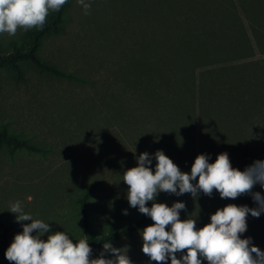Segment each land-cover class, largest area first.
Listing matches in <instances>:
<instances>
[{
  "label": "rangeland",
  "instance_id": "rangeland-1",
  "mask_svg": "<svg viewBox=\"0 0 264 264\" xmlns=\"http://www.w3.org/2000/svg\"><path fill=\"white\" fill-rule=\"evenodd\" d=\"M85 2L91 5L88 14L77 0H67L55 28L35 50L39 61L65 76H52L29 60L17 61L19 73L0 65V131L25 144L0 142V238L7 226L10 246L22 224L31 223H18L9 212L19 201L33 219L49 223L41 239L64 231L74 243L85 240L80 200L89 191L85 207L94 235L145 216L131 236L110 244L126 252L132 264H157L142 252L141 233L153 221L129 205L122 175L137 166L144 152L152 157L154 172L157 150L189 174L200 154L213 163L227 153L240 171L246 162L236 157L239 152H254L253 161L264 157V147L243 150L236 144L250 128L259 127L255 122L263 96L242 92L250 99L244 108L224 92L229 82L255 90L264 83V0ZM35 30L0 34V53L26 50ZM238 93L233 96L240 98ZM222 131L229 139L219 146ZM255 192L264 196V188ZM155 202L169 207L184 203L180 219H195L197 230L228 204L258 206L251 194L222 199L215 189L211 196L198 192L195 199L190 193L160 192ZM246 223L240 238H251L264 251V212L259 218L249 213ZM87 242L91 258H99L105 243ZM183 254L186 250L176 256ZM105 257L113 258L107 252ZM0 264H12L1 244Z\"/></svg>",
  "mask_w": 264,
  "mask_h": 264
},
{
  "label": "clouds",
  "instance_id": "clouds-1",
  "mask_svg": "<svg viewBox=\"0 0 264 264\" xmlns=\"http://www.w3.org/2000/svg\"><path fill=\"white\" fill-rule=\"evenodd\" d=\"M67 0H0V34L14 36L18 29L25 31L42 29L50 11L58 12ZM85 14L91 5L85 0H77ZM155 171L150 165L152 157L141 153L137 166L124 172L122 180L128 185L127 200L133 208L150 217L153 224L141 233L142 252L157 264H202L201 257L208 264H264V251L251 243V238L241 239L247 229V215L259 218L264 212V196L252 193L256 184L264 188V160H256L244 171L232 167L227 153L218 154L215 162L209 163L205 154L198 155L189 173L182 172L178 166L157 150L154 154ZM198 182L194 185L192 181ZM178 189V191H177ZM219 192L222 199H236L251 194L258 205L256 208L228 204L217 209L210 216V223L196 229L195 219H180V211L185 204L175 202L171 207L165 203H156L160 192L177 196L190 193L195 199L198 192L211 196L213 190ZM152 201L149 208L146 203ZM15 214L16 222L31 221L22 224L23 231L14 236L13 242L5 252V258L12 264H132L121 249L104 244L99 258H91L89 243L80 239L74 243L63 231L41 237L50 231L49 223L33 219L24 212L19 201L11 204L10 211ZM127 215V210H124ZM170 226V230L166 228ZM36 235H33V232ZM180 259L176 253H184ZM113 258H106L105 253Z\"/></svg>",
  "mask_w": 264,
  "mask_h": 264
},
{
  "label": "trees",
  "instance_id": "trees-1",
  "mask_svg": "<svg viewBox=\"0 0 264 264\" xmlns=\"http://www.w3.org/2000/svg\"><path fill=\"white\" fill-rule=\"evenodd\" d=\"M65 5H63L61 7V9L56 12V11H51L50 13L52 15H50L48 17L49 20H47L43 26L42 29H36L35 31H33L31 33V40L30 43L28 45V47L26 48V50H19V49H15L14 51L8 53V54H4V53H0V65H10L12 66L15 70L18 71L19 73V65L17 63V61H21V60H29L31 61L38 69L40 70H44L47 71L48 74L52 75V76H65L63 72L55 69L52 66H48L44 63H42L41 61H39V59L36 57L35 55V50L37 48V46L40 43L41 38L43 37L44 34L48 33L52 28H55V23L57 22L58 17L60 16V14L62 13L63 7H65ZM261 81L264 82V76L261 78ZM262 90H261V89ZM238 89H240V98H236L234 97L235 94H239L238 93ZM256 88L253 87L250 84H247V88L246 89H241L239 88V86H235L232 82H229V85L227 86V88L224 89V92H227L229 94V98L232 99L234 102H236L235 104L239 107H241L244 103V108L250 104L249 100L245 99L244 96H253L256 91H259L260 94L263 96V102L260 103L262 106L261 111L258 114V118L255 122V124H257L259 127L258 128H250V131L246 133V135L239 141L236 142L237 146H242L243 150H247L250 148V145H256L259 149L264 147V83H261L257 90H255ZM259 89V90H258ZM242 92H245L246 94H243L244 96H242ZM234 95V96H233ZM248 101V102H247ZM234 112H238V108H234ZM251 133V134H250ZM223 134V135H222ZM221 137H217L216 139L218 140V145L223 142L224 139H229L228 133L222 131V133L220 134ZM240 136V134H239ZM256 136V141H254V143H251L250 138ZM0 142H6L8 144H12L14 147H19V146H23L25 145L23 141H20L18 139H16L14 136H10L7 135V133L5 131H0ZM221 146V145H219ZM254 152L252 151H241L239 152L238 156H236L238 159H240L241 161L243 160L244 163L246 162V167L252 165L254 163L253 161V157L257 156V154H253ZM261 156H264V150L261 153ZM259 160H264V157H262ZM241 164L238 165V168H241ZM246 168H243L242 171H244ZM262 187L259 184H256L252 191L254 190H259ZM89 197V191L85 194V196L80 200V219H81V223L83 226V231L85 234V240L86 241H96L97 243H113L116 240H118L119 238H122L124 236H131L132 233L140 227L141 222L144 221L145 216H143L141 219L135 221L133 224L128 225L125 228L119 229V230H111L108 231L107 233H102L98 236L94 235L91 226L88 222L87 219V213H86V207H85V203L87 201ZM222 203L225 204V201H222ZM224 204H220V205H224ZM7 226H4V229L2 230V234H1V238H0V244L2 249L4 250V252H6L7 248L9 247V244L6 241V233H7Z\"/></svg>",
  "mask_w": 264,
  "mask_h": 264
}]
</instances>
